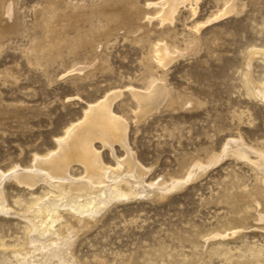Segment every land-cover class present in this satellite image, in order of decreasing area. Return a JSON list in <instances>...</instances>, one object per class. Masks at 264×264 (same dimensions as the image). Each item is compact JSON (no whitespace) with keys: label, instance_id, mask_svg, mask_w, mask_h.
<instances>
[{"label":"rangeland","instance_id":"rangeland-1","mask_svg":"<svg viewBox=\"0 0 264 264\" xmlns=\"http://www.w3.org/2000/svg\"><path fill=\"white\" fill-rule=\"evenodd\" d=\"M114 1L0 0V172L29 167L57 150V138L84 120L89 103L119 89L123 96L113 109L129 119V146L149 168L147 182L186 178L197 161L203 169L211 166H199L195 180L165 198L116 202L76 237L75 256L82 264H237L241 251L264 244L253 202L264 190L261 173L227 151L230 143L242 142L237 145L264 152V102L249 77L252 72L264 81V61L256 57L248 65L255 49L264 50V0L188 2L164 24L154 5L163 0H134L127 22L94 12ZM228 1L236 10L217 19ZM198 24H204L199 31ZM159 44L182 50L165 68L157 61ZM156 79L170 101L138 123L130 89ZM95 146L107 164L116 165L109 148L100 141ZM115 149L124 160L125 149L118 143ZM216 153L221 158L210 159ZM76 167L79 176L83 167ZM34 191L6 185L15 208L14 199L43 193ZM22 223L0 214V240L23 239ZM242 224L243 233L220 239L222 246L207 238Z\"/></svg>","mask_w":264,"mask_h":264},{"label":"bare ground","instance_id":"bare-ground-1","mask_svg":"<svg viewBox=\"0 0 264 264\" xmlns=\"http://www.w3.org/2000/svg\"><path fill=\"white\" fill-rule=\"evenodd\" d=\"M195 1L197 3L199 0H163L160 3H154L155 6H160L159 22L162 24L173 22L182 5L188 2L192 5ZM229 3L228 1L224 12L218 15L217 19L236 10V5ZM134 6V0H117L97 8L94 12L109 17L111 21L114 18H122L124 22H127L128 14ZM192 9L196 13V8ZM11 10L10 5L7 9L8 14ZM67 18L68 22L72 21L71 15H67ZM203 25L198 24L194 28L199 31ZM48 27V24L43 26L45 31H48ZM185 49L187 50V47ZM262 49L254 50L248 62L250 68L256 57L264 61ZM155 51L158 52V64L164 68L168 67L182 52L181 49H171L167 44H159ZM37 59L38 57L34 55V63ZM78 70L81 72L82 68ZM252 75L251 72L249 76L251 89L254 95L264 102V81H256L258 78L255 80ZM160 79L154 80L144 89L135 87L130 89L131 95L139 106L137 107L139 110L134 111L138 123L154 110L161 108L165 102L170 101L168 100L170 93ZM121 95L122 91L118 89L96 103H89L84 120L81 118L77 125L72 124L63 136L57 138V150L54 149L48 154L39 156L29 167L22 168L14 165L8 172H0V214L20 218L24 224V235L22 234L24 237L19 238L21 241L17 239L15 243H7L0 240V264H78L80 261L74 254L76 237L88 229L104 210L119 201L149 197L165 198L174 190L184 188L188 182L200 175L201 170L198 168L203 169L200 166L202 163L199 164L202 161H197V165L191 168L186 178L172 177L170 183L160 182L162 178L160 181L147 182L149 168L138 161L129 146V119L113 109L114 103ZM97 141L102 142L104 147L112 151L116 165H110L104 161L101 150H97L95 146ZM117 143L127 153V158L125 157L124 160L118 159L115 149ZM237 144L232 142L227 145V151L237 158L251 162L261 173L259 178L264 185V152L258 154L250 146V148L243 146L244 143L242 146ZM252 150L255 154L257 153L255 160L250 156ZM214 155L210 159L221 158V155L217 153ZM76 165L83 167V173L79 176L73 174ZM208 167L203 170L207 171ZM11 181L26 187L31 194L37 187L42 188L43 193L35 195L30 201L20 197L14 199L15 206L20 209L15 208L8 201L6 194V185ZM263 193L264 190L253 200L258 211L256 219L262 224H264V212L259 208L264 200ZM233 221L229 222L233 223ZM243 229H246L244 224L227 227L223 231H214L207 238L219 239L218 244L222 246L226 242L223 243L220 239L238 236L244 231ZM211 248L213 249L212 246ZM102 264L106 263L102 262ZM237 264H264V244L254 245L241 251L237 256Z\"/></svg>","mask_w":264,"mask_h":264}]
</instances>
